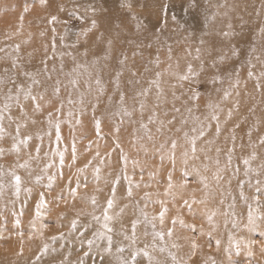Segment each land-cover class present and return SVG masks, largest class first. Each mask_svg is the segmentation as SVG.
I'll return each instance as SVG.
<instances>
[{"label":"rangeland","instance_id":"obj_1","mask_svg":"<svg viewBox=\"0 0 264 264\" xmlns=\"http://www.w3.org/2000/svg\"><path fill=\"white\" fill-rule=\"evenodd\" d=\"M59 2L63 3L68 11L76 9V14L85 16V19L70 16L68 11L57 13L54 8L42 6L39 0H35V3L33 0H0V75L6 78L8 74H15L17 83L26 87L31 80L21 73L23 71L39 73L36 78L42 81L43 86H33L34 92L44 91L47 88L49 94L50 86L58 79L61 82L59 99L63 101L61 110L53 111L51 125L48 123L46 113L52 109L45 108V115L36 117L35 125L29 123L28 127L21 129L22 135H32L33 139L27 148L21 147L18 154L7 151L13 143L15 121L9 122L7 119L4 121L7 132L4 139L0 140V147H4L6 151L0 157V168L6 175L2 178L5 187L0 193V237H2L0 238V264H59L68 253H71L68 257L71 264H79L80 260H83L84 264H101L99 249L93 246L90 250L86 241L94 239L93 233L102 230L103 213L109 198H112L114 203L113 207L108 209V213L117 217L111 225L115 228L112 233L114 250L119 244L126 247L130 244V241L125 240L120 234L121 225L124 231L131 235V222L139 220L136 227L137 240L133 247L144 248L148 245L149 252L159 264H175L169 252L175 255L176 260L181 264L184 261H187V264H211L208 260L209 256L214 257L217 264L221 262L226 264L223 249L228 245L229 233L237 239H261L258 234H249L243 227L247 222L249 205L257 208L259 214H264V196L261 197L258 205L253 200L255 181L258 177L251 172L245 176L246 166L243 164V159L249 157L252 152H256L257 159L250 161L251 167L258 168L261 163H264V145L258 143L259 137L264 136V78L260 81L262 87L257 89L256 80L247 77L249 65L245 62L239 69L241 109L234 115L233 122H239L241 127L235 133L236 148L231 153V165L225 168L226 153L228 148L232 147L231 141L226 139L227 133L221 135L213 144L198 141V147L203 145L205 151L197 153L199 159L189 160L188 164L184 165L183 157L180 155L185 147L183 132L187 131L190 136L194 135L191 128L196 125L183 108L181 113L172 112V97L168 83L164 84V87L169 93V102L160 110V118L165 119L164 111H168L169 116H176L177 123L173 126L172 132L159 135L155 133V126H152L153 140L149 141L147 138L134 140L133 129L138 125L131 124L125 119V122L119 125L121 131L117 134L114 129L119 124L120 118L113 115L118 107L116 101L119 96L114 85L115 71L118 67L116 53L125 50L131 58L135 45L127 43L129 39L143 40L156 28L161 29L158 33L159 41L153 40V48L144 50L143 59L136 57L138 66L146 62L149 54H154L158 47L162 61L161 69L166 68L168 63H172L175 67V62L179 59L182 70L186 60L191 59L185 56L184 49L189 45L194 48L195 44L191 40H186L184 31L177 29L172 21L173 15L188 18L181 10V0H128V3L132 4L131 11L121 7L122 0H104L102 5L100 0H59ZM89 3H94L97 8L102 6L107 9L106 12L97 13L96 18L101 20V30L113 23L121 25L119 39L114 44L115 52L107 60L101 58L99 63H94L93 53L101 55L105 45H93L91 34L88 40L89 55H82L85 42L81 33L90 26L93 18L91 12H84ZM25 4L29 6V11L26 13L23 11ZM165 4L169 7L166 11H162V6ZM209 4L210 7L208 4L205 5L208 11L218 13L217 27H226L228 23H232L236 32L239 33L237 38L245 52H250L252 48L256 49L251 57L255 67L251 70L259 76L264 71V33L260 31L264 28V0H209ZM51 14L57 15V20L50 24L48 20ZM133 14L136 19L132 18ZM21 15H23L22 21ZM140 21L147 25V33H137L136 25ZM169 44L173 48L171 61L167 59L166 45ZM17 46H19L18 50ZM193 55H195L194 51ZM257 55L260 56V60L255 59ZM242 59L246 60V57ZM14 61L17 64L15 69L12 68ZM45 65L47 72L44 71ZM5 68H8L10 72L3 73L2 70ZM73 68H76V72L69 76L68 73ZM48 76H51V80ZM97 77L101 79L100 85L95 83ZM151 77V72L145 73L140 84L134 86L135 89L148 87L147 81ZM72 78L78 80L77 87H73L69 82ZM128 79L129 74L125 72L121 78V90L126 91L131 97L133 88L126 83ZM165 79L168 80V77ZM88 85L91 87L89 88ZM8 86L11 87V85ZM220 87L222 90L230 89L229 81L225 79ZM99 88H104L105 91L101 97L102 103L95 111V116L101 120L98 134L91 104L95 102ZM6 91L5 87L0 92V97ZM176 92L180 95L179 86ZM219 95H222V91ZM81 96L84 99L83 104L79 102ZM108 96L112 97L111 104L108 103ZM69 98L73 103H68ZM234 99L236 97L233 94V97L222 106L230 107ZM2 103L3 100L0 99V105ZM127 103L131 105L133 101L128 99ZM181 103L182 101H177L176 106L181 107ZM56 106L59 107V104ZM204 111L203 103H201V110L195 112V115H201L203 118ZM150 114V111L146 110L143 119L146 121ZM12 115L19 116L15 106H13ZM185 117L188 118V124L181 125L179 121ZM135 119H140L139 113ZM77 120L80 123H77ZM57 122L60 125V140L56 139L55 124ZM177 127L182 129L181 132L175 131ZM249 130L252 131L251 138L247 135ZM38 135L43 137L42 141L37 139ZM141 135H143L142 132L136 133L137 137ZM169 137L177 138L179 141L175 168L167 159V146L162 150L165 155L163 164L160 161L161 152L157 151L159 145ZM205 139L214 138L210 133ZM36 145L40 146L38 157L35 152ZM73 147L75 153H73ZM217 147L221 149L219 154L215 151ZM61 153L63 164L60 162ZM73 155H75L74 163ZM29 156L37 158L29 160ZM122 156L127 158L126 161L122 159ZM217 158L220 161L219 167L225 168V171L221 173L224 180L219 183L214 179ZM24 160H29L27 169L16 167ZM48 165L50 167H46ZM237 168L238 172L235 171ZM185 169L190 173L187 177L183 175ZM9 171H15L21 176L22 184L18 195L10 184L11 177L7 175ZM169 172L172 174L173 185L170 189L167 179ZM37 176L40 177L38 182ZM50 176L54 177L51 187H49ZM117 177L119 183L115 185L116 190L113 195V182ZM201 177L207 178V188L201 182ZM259 178L264 181V175ZM229 180H231L230 184L227 182ZM241 182H243L242 190L247 200L241 199ZM137 184L139 187H136ZM129 187L132 188L131 197L127 195ZM41 193L46 203L40 207L38 216L37 205L40 204ZM7 194L10 195L8 199H6ZM93 197L96 199L95 205L91 203ZM193 199L204 202L193 204V211L190 212L184 205V201L191 203ZM162 207L168 209L163 225L160 224L158 216ZM121 209H123L122 213ZM117 213L120 215L117 216ZM145 213L149 220L157 217L153 223L156 225L155 231L165 232L163 241L159 238L153 239L154 229L152 224L144 221ZM212 213L215 215L212 224H209L207 216ZM94 216H99L101 222L94 220ZM173 217L182 218L185 224H195L197 230L202 225L205 235L198 236L177 223L173 235L168 237L166 233L168 228L173 227L171 223ZM17 219L20 221L19 225H16ZM73 220L77 221L75 231L71 229ZM233 220L237 221V228L232 227ZM213 226H215L213 237L221 240L220 252L216 251L214 241L211 248L208 246L206 234ZM21 232L22 238L19 235ZM81 232L84 236L80 235ZM61 234H63L62 238ZM194 236L197 237L199 248L196 250V255L189 260V239ZM53 237L56 239H52ZM97 243L102 248L106 242L98 241ZM173 243L178 247L173 248ZM44 244L49 246L46 255L41 254L40 251ZM160 247H165L166 251L160 252ZM21 248H23V255L19 254ZM52 249L56 251L53 252ZM131 250L127 249L124 256L128 257ZM85 252L88 253L87 256L84 255ZM255 252L252 264H264V256L260 254L259 248H256ZM38 255L40 259L36 260ZM241 260L242 264H246L244 258ZM104 264H117L115 255L106 256ZM137 264H148V262L141 255L137 257Z\"/></svg>","mask_w":264,"mask_h":264},{"label":"snow or ice","instance_id":"obj_2","mask_svg":"<svg viewBox=\"0 0 264 264\" xmlns=\"http://www.w3.org/2000/svg\"><path fill=\"white\" fill-rule=\"evenodd\" d=\"M35 3V0H33ZM39 3L42 6H47L49 8H54L57 13L68 11L65 8L63 3H60L59 0H39ZM101 5L104 3V0H100ZM209 4V0H181V10L188 17L184 19L183 17H177L175 15L172 16L173 23L176 24L177 29H182L186 34L185 39L191 40L195 47L193 48L191 45L184 49L185 56L190 57V60H186L183 69L181 70V65L179 59L175 62V67L172 63H168L166 68L161 69V59L159 54V47L156 52L150 53L149 58L146 62L141 65H137L136 57L139 56L143 59L144 50H151L153 48V40L159 41L158 33L161 31L160 28H156L155 31L150 33L144 37L143 40H131L129 39L127 43L134 44L135 48L132 51L131 58L129 57L127 51L121 50L116 53V62H117V70L115 71L114 77V85L115 90L118 92V100L116 101L118 107L117 110L113 113V115L118 116L119 124L115 127L114 131L118 134L121 131L119 125L125 122V119L128 120L131 124H137L138 127L133 129V136L135 139H144L151 141L154 139L153 136V128L155 126V133L159 135H164L166 132L170 133L173 131V126L177 123V119L175 115L169 116L168 111L163 112V116L165 119L160 118V110L163 105L168 104V92H166L164 84L168 83L170 94L172 97L171 102V110L173 113H181V109L183 108L184 112H187L192 120L195 122L194 127L191 128V132L194 135H189V132H183V140L185 142V147L180 155L183 157L184 165H187L189 160L199 159L197 155L198 152H204L205 148L203 145L198 147V141H204V144H213L216 139H219L221 135H226V139L230 140L232 143V147L227 150V164L225 168L231 165L232 155L231 153L235 151L236 148V130L241 127L239 122H233L234 115L240 112L241 109V91L240 89V67L246 62L249 65V71L247 72V77L250 79L256 80V88L259 89L262 87L261 78H264V71L260 73L259 76L251 70L255 67L252 63V54L255 53L256 49L252 48L250 52H245L242 47L240 41L238 40L239 33L236 32L232 23H228L226 27H217L216 20L218 13L217 12H209L208 7L205 5ZM121 7H126L129 11H131L132 4L128 3V0H122ZM169 7L168 4L162 6V11H166ZM23 11L26 13L29 11V6L25 4ZM107 9L97 8L94 3H89L88 7L84 9L85 13L91 12L93 14V18L90 21V26L87 27L82 33L81 36L84 37L85 48L82 52V55L88 56L90 52V48L88 47V40L90 34L92 36L93 45L99 46L100 44L105 45L102 49V54L97 55L93 53L95 56L94 63H99L100 59L103 58L105 60L111 58L112 54L115 52L114 44L117 39H119V30L121 25L118 23H113L108 28L101 30V20L97 17V13L106 12ZM77 10L73 9L68 11L70 16H75L77 19H85V16L77 15ZM133 19H136V16L133 14ZM20 20H23V15L20 16ZM57 20V15L51 14L48 23H54ZM55 31V29H53ZM137 33H147L148 28L147 25L140 21L136 25ZM261 33H264V28L260 29ZM43 35V33H41ZM167 47V59L169 61L172 60L173 48L172 46L166 45ZM19 46H17L18 50ZM193 51L195 55H193ZM242 57H246L242 59ZM75 59V58H74ZM131 59V63H130ZM256 60H260V56L257 55L255 57ZM17 67L16 62L14 61L12 64V68L15 69ZM77 67H82V65H77ZM63 68V66H62ZM44 71L47 72V66L45 65ZM3 73H9L10 70L5 68L2 70ZM76 72V68H73L69 76L72 73ZM127 72L129 74V79L127 80V84L130 88H133V94L129 97L128 93L124 90H121V78L124 76V73ZM151 72L152 77L148 79V87H142L139 90L135 89V85H139L141 82V78L144 77L145 73ZM37 74H33L29 71H23L21 75L28 77L31 80V83L26 87L23 84L17 83V76L15 74H8L5 78L4 75H0V92L6 87L7 91L4 92L3 96L0 99L3 100L2 105H0V140L4 139V136L7 132L5 128L4 121L7 119L9 122L15 121V135L12 137L13 143L11 148L7 151L19 153L21 151V147L27 148L29 146V142L33 139L32 135L21 133L22 128L28 127V124L31 123L35 125L37 123L36 117L45 115V108H50L52 111H48L46 113V118L48 119V123L52 124V115L53 111L59 112L63 107V101L60 100L61 95V82L60 80H55L51 87V92L49 94L48 89L45 88L44 91L34 92L33 86H43L42 81L36 78ZM168 77V80L165 79ZM48 79L51 80V76H48ZM227 79L230 83V89H221L220 85H223ZM174 81V82H170ZM73 87L78 86V80L76 78H72L69 81ZM96 85L101 84V79L97 77L95 79ZM8 85H11L9 87ZM179 86L180 95H177L176 89ZM90 88L91 85H88ZM154 90V92H153ZM104 88L98 89V94L95 98V102L91 104V108L93 111V118L95 122V128L97 133L100 132L101 120L95 116V111L102 103L101 97L104 95ZM222 91V95H219ZM215 94V95H214ZM235 95L236 99L233 100L230 107H224V102L230 100ZM154 95V99H152ZM183 98V99H182ZM108 103H112V97L108 96ZM131 99L133 103L129 105L127 100ZM151 99V107L149 108V101ZM177 101H182L181 107L176 106ZM30 102V107H29ZM81 104L84 103L83 96H81L80 101ZM68 103L71 104L73 101L69 98ZM201 103H203L204 112L201 115H195V112H199L201 110ZM59 104V107L56 105ZM15 106L18 109L19 116L13 117L12 109ZM146 110L150 111V115H148L147 120L143 119L144 113ZM252 111V109H249ZM31 113V114H30ZM137 113H139L140 119H135ZM71 115V113H69ZM77 123H80L77 120ZM179 123L181 125L188 124V118H182ZM231 123V127L229 124ZM56 129V139L60 140V125L59 122L55 124ZM181 128H175L177 133L181 132ZM142 132L143 135L137 137L136 133ZM214 139H205L209 134ZM249 138H251L252 131L249 130L247 132ZM37 139L43 140L42 136H37ZM258 143L260 145H264V136L259 137ZM167 146L168 154L167 159L172 164L173 168H175L177 161V148L179 146V141L177 138L169 137L165 142L159 145L157 149L158 152H161L160 161L163 164L165 160V155L162 150ZM117 147L119 144L117 143ZM6 149L4 147H0V157L5 154ZM215 151L217 154L221 152L220 148H216ZM35 152L37 157L39 156L40 146L36 145ZM73 153H75V148L73 147ZM61 164L64 163L63 154L61 153ZM98 155V153H97ZM37 157L29 156V160ZM207 159V157H205ZM73 163L75 162V155H73ZM122 159L126 161V157L122 156ZM257 159V153L252 152L251 155L247 158L243 159V164L245 167V176H248L249 173H254L256 177H258L255 181V194L253 196V200L259 204V201L262 196H264V181H262L259 177L264 175V163H261L258 168H252L250 161ZM29 160H24L22 163L16 165V167L21 169H27L29 167ZM215 164L217 165V171L214 173V179L217 183L221 180H224V176L221 174L225 171V168H220V161L217 158L215 160ZM50 167V165L46 166ZM78 171H82L78 169ZM99 170L97 169V172ZM198 171V170H197ZM236 172L239 171L237 168ZM5 172L0 168V193H2L5 184L3 182V177L5 176ZM8 176L11 177L10 184L15 190V194H19L21 190L22 179L21 176L18 175L15 171H9L7 173ZM62 175V173H61ZM185 177L189 176L190 173L185 169L183 172ZM99 177L97 176V179ZM127 178V177H125ZM37 182L40 180V177H36ZM168 188H172V174L169 172L168 174ZM54 177H49V187H51V183L53 182ZM207 178L201 177V182L204 183V187L207 188L208 185L206 183ZM229 184L231 180L227 181ZM119 183V178L117 177L113 182L112 192L115 194V185ZM131 183V182H130ZM249 184L251 185V180H249ZM150 186V185H146ZM241 199L247 200L243 192V182H241ZM85 187L87 185L85 184ZM139 187V184L136 185ZM30 191V189L28 190ZM75 193L73 192V195ZM127 195L129 197L132 196V188L129 187L127 190ZM204 201H197L195 199L189 203L187 200L184 201V205L187 206L190 212L193 211L192 205L196 203H203ZM45 200L43 193H41V201L40 204L37 205V215H40V207L45 205ZM91 203L93 205L96 204L95 197L92 198ZM113 199L109 198L107 200V208L103 213V221L101 223L102 230L93 233L94 239H88L87 245L91 250L93 246H95L98 251V255L100 256L101 264H104V260L106 256L115 255L117 264H137V257L143 256L147 259L148 264H159L158 261H155V258L149 252L148 245H145L144 248H134L133 246L136 244V227L140 222L139 220H133L131 222V235H128L124 231L123 225H121L120 234L124 236L125 240H129L130 244L126 247L123 244H119L115 246L114 250V240L113 235L115 228L112 223L116 220V216L109 215L108 209L113 207ZM163 204V202H161ZM223 203V200H221ZM249 210L247 213V222L243 225L244 229L247 230L249 234H258L261 239H252V238H234L232 233H229L228 236V245L224 247L223 252L226 256V264H242L241 258H244L246 264H252L253 257L256 255L255 249L259 248L260 254L264 256V214H259L257 208H253L252 205H249ZM168 209L166 207H162L159 212V222L161 225L164 224V217ZM123 212V209L120 210ZM120 213H117L119 216ZM144 215V221L152 224L154 229L153 231V239L159 238L160 241L164 240L165 232L155 231L156 225L153 223L157 219V217H153L152 220L148 219L147 214ZM215 213L207 216V220L209 224L213 222V216ZM94 220L97 222H101V218L99 216H94ZM173 227L168 228L167 236L171 237L173 235L174 227L177 223H179L182 227L188 228L194 234H198V236H204L205 232L203 226L197 230V226L195 224H185V221L179 217H173L171 221ZM227 223V222H226ZM19 219L16 220V225H19ZM232 227L237 228L238 223L236 220L232 221ZM77 228V221L73 220L71 224V229L75 231ZM215 231V226L207 232L208 237V246L211 248L212 243L214 241L215 249L217 252L221 251V240L213 237V232ZM21 238L23 237V233H19ZM81 236H84V233H80ZM147 235V233H145ZM63 234H61V238ZM2 238V237H0ZM31 238V237H29ZM52 239H56L53 237ZM98 241H105L106 243L101 248L97 243ZM21 243H23V239H21ZM83 243V241H82ZM190 244V255L188 257L189 260L192 259L193 256L196 255V250L199 248L197 243V237L189 239ZM173 248L178 247L177 244H172ZM132 249L130 255L128 257L124 256V253L127 249ZM155 249V246L153 245ZM41 254H47L49 251V246L44 244L42 249L40 250ZM55 252V249H52ZM160 252H165V247L159 248ZM20 255H23V248L20 250ZM71 253L65 255L59 262V264H71L68 257ZM85 256L88 255L87 252L84 253ZM169 255L172 257V260L175 264H181L180 261L176 260L175 255L169 252ZM40 256L36 257V260H39ZM208 260L211 261V264H217V261L214 257L209 256ZM79 264H84L83 260L79 261ZM183 264H187V261H184ZM221 264H225V262H221Z\"/></svg>","mask_w":264,"mask_h":264},{"label":"bare ground","instance_id":"obj_3","mask_svg":"<svg viewBox=\"0 0 264 264\" xmlns=\"http://www.w3.org/2000/svg\"><path fill=\"white\" fill-rule=\"evenodd\" d=\"M9 196H10V195H9V194H7V195H6V199H8V197H9ZM8 203H9V202H8ZM6 204H7V203H6Z\"/></svg>","mask_w":264,"mask_h":264}]
</instances>
